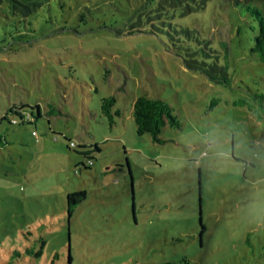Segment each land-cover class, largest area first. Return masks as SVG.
I'll use <instances>...</instances> for the list:
<instances>
[{
  "label": "rangeland",
  "instance_id": "rangeland-1",
  "mask_svg": "<svg viewBox=\"0 0 264 264\" xmlns=\"http://www.w3.org/2000/svg\"><path fill=\"white\" fill-rule=\"evenodd\" d=\"M6 2L0 264H264V226L236 210L248 195L243 178L202 179L177 164L203 130L246 123L259 104L253 91H264V61L249 54L257 21L246 5L264 9V0H48L30 29L11 23ZM148 18L208 39L231 82L187 67L194 41L152 30ZM136 24L141 30L130 33ZM141 94L169 102L181 121L162 128V141L136 130ZM111 95L112 124L101 106ZM79 189L86 198L69 216L67 193Z\"/></svg>",
  "mask_w": 264,
  "mask_h": 264
},
{
  "label": "trees",
  "instance_id": "trees-1",
  "mask_svg": "<svg viewBox=\"0 0 264 264\" xmlns=\"http://www.w3.org/2000/svg\"><path fill=\"white\" fill-rule=\"evenodd\" d=\"M7 7L12 13L14 26H18V24H23L25 28L30 29V24L32 23V18L35 16V11H37L42 5H44L48 0H6ZM246 11L250 13V15L257 21V26L252 27L251 34L249 36L250 39V50L249 54L253 57H256L262 61H264V9L259 6L253 4L246 5ZM136 23L138 24L143 20L141 18H136ZM148 22H151V29H161L166 31L170 37L175 39L174 33L179 30L183 33L184 36H178L177 39H184L188 41H194V45L196 47H192L188 45L186 47V51L188 56L184 57V62L187 67L195 70H199L207 74L210 78L222 81L227 84L231 82V76L228 72V61L225 63H220L218 59V54L216 50L210 48L207 43H209L208 39H200L193 35V30L188 26H179L168 19H157L153 20V18H148ZM138 24L133 25L129 32H133L135 30H141V28L136 27ZM240 32L243 30H239ZM175 37V38H174ZM197 43H203L205 45L199 46ZM187 46V45H186ZM200 49V56L197 55L198 50ZM202 49V50H201ZM202 51V54H201ZM210 57V60H208ZM254 96L257 97L259 104L264 106V91H253ZM115 101V97L113 95L104 97L102 99V109L106 112L110 118V123L114 122L113 114L111 112V107ZM17 111V110H16ZM21 116L23 113L18 111ZM117 114H120V110H116ZM41 110L40 106L37 105V113L36 115H40ZM133 116L136 122V130L139 134H143L145 132L150 133L151 137L155 141H162L160 137V133L162 128L169 123L172 126L179 127L181 126V121L178 115L174 112V107L167 102L166 100L160 97H150L147 94L139 95L133 102ZM24 119L30 121L29 117L24 116ZM22 122L23 119H22ZM6 137L2 131H0V145L6 143ZM97 149H100L98 144H95ZM89 146V145H83ZM83 153L89 152V150H83ZM87 191L83 189H79L76 191H70L67 193V213L69 216L72 215L74 207L77 203L86 198ZM42 243H45V240L42 239ZM42 244V245H43ZM42 252V249H39L35 252L36 255H39ZM159 264H189L187 258H183L182 261L174 262L170 260L163 261Z\"/></svg>",
  "mask_w": 264,
  "mask_h": 264
},
{
  "label": "clouds",
  "instance_id": "clouds-1",
  "mask_svg": "<svg viewBox=\"0 0 264 264\" xmlns=\"http://www.w3.org/2000/svg\"><path fill=\"white\" fill-rule=\"evenodd\" d=\"M189 155L177 162L194 167L198 177H242L248 187L245 201L236 206L242 221L264 226V106L250 109L246 123L232 122L203 130L190 145Z\"/></svg>",
  "mask_w": 264,
  "mask_h": 264
},
{
  "label": "built area",
  "instance_id": "built-area-1",
  "mask_svg": "<svg viewBox=\"0 0 264 264\" xmlns=\"http://www.w3.org/2000/svg\"><path fill=\"white\" fill-rule=\"evenodd\" d=\"M33 133L36 134V131L33 130ZM71 144L72 145H75V142L74 141H71Z\"/></svg>",
  "mask_w": 264,
  "mask_h": 264
}]
</instances>
